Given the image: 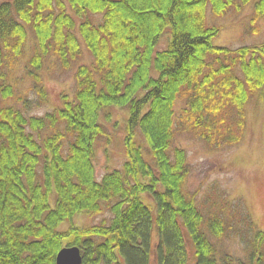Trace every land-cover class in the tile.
I'll use <instances>...</instances> for the list:
<instances>
[{
    "label": "trees",
    "instance_id": "obj_1",
    "mask_svg": "<svg viewBox=\"0 0 264 264\" xmlns=\"http://www.w3.org/2000/svg\"><path fill=\"white\" fill-rule=\"evenodd\" d=\"M252 2L257 29L264 0H0L3 97L14 94L3 69L23 57L29 29L28 74L44 101L47 58L69 69L83 46L92 56L61 106L43 115L0 107V264H57L66 246L80 248L82 264H264V229L246 204L222 196L205 213L176 142L188 131L211 147L236 144L251 97L264 99V43L218 44L221 27L208 22L209 11ZM111 107L128 113L126 156L98 177ZM106 212L99 223L75 220ZM229 234L248 241L245 259L219 256L213 238Z\"/></svg>",
    "mask_w": 264,
    "mask_h": 264
},
{
    "label": "rangeland",
    "instance_id": "obj_2",
    "mask_svg": "<svg viewBox=\"0 0 264 264\" xmlns=\"http://www.w3.org/2000/svg\"><path fill=\"white\" fill-rule=\"evenodd\" d=\"M253 13V2L243 6L241 10H231L226 15H215L209 11L208 22L221 27L216 42L231 48L264 43V17L260 18L255 29L251 24ZM91 17L96 21L100 19L99 15ZM34 44V35L29 29L23 57L19 58L11 69H3L9 74L8 81L13 85L14 94L6 98L0 90V107L12 105L23 109L28 115H43L61 106L65 95L70 98L74 96L76 66L92 61V56L85 46L81 57L69 69L62 68L55 56L47 58L44 67L39 71V84L46 92L44 101L37 91L39 87L28 74L27 61L33 52ZM166 45L167 40L164 38L159 48ZM181 105L183 102L180 101L179 106ZM107 112L112 118L106 123L112 139L110 143L103 139L99 144L96 157L98 177L108 169L121 166L126 156L124 138L127 110L111 107ZM176 142L186 149L191 168L187 189L191 193H197L198 205L205 213L209 211V206L219 204L222 196L230 201L240 200L250 210L257 226L264 229V99H261L258 93L254 94L247 104V124L240 142L211 147L196 133L188 131H181ZM109 218L110 213L106 212L97 215L82 214L75 220L80 225H86ZM213 240L217 244L220 257L227 254L236 260L247 257L248 241L239 235L229 234Z\"/></svg>",
    "mask_w": 264,
    "mask_h": 264
},
{
    "label": "water",
    "instance_id": "obj_3",
    "mask_svg": "<svg viewBox=\"0 0 264 264\" xmlns=\"http://www.w3.org/2000/svg\"><path fill=\"white\" fill-rule=\"evenodd\" d=\"M57 264H82V254L77 246H66L57 255Z\"/></svg>",
    "mask_w": 264,
    "mask_h": 264
}]
</instances>
